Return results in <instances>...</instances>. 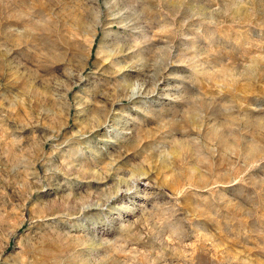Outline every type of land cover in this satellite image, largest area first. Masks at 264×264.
<instances>
[{
  "label": "rangeland",
  "instance_id": "374dc122",
  "mask_svg": "<svg viewBox=\"0 0 264 264\" xmlns=\"http://www.w3.org/2000/svg\"><path fill=\"white\" fill-rule=\"evenodd\" d=\"M0 264H264V0H0Z\"/></svg>",
  "mask_w": 264,
  "mask_h": 264
}]
</instances>
